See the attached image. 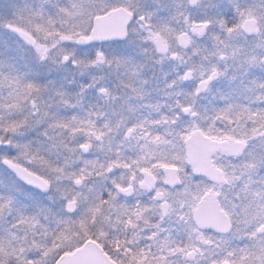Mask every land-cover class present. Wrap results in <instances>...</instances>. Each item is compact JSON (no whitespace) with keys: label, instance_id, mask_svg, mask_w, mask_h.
Wrapping results in <instances>:
<instances>
[{"label":"snow or ice","instance_id":"snow-or-ice-1","mask_svg":"<svg viewBox=\"0 0 264 264\" xmlns=\"http://www.w3.org/2000/svg\"><path fill=\"white\" fill-rule=\"evenodd\" d=\"M0 264H264V0H0Z\"/></svg>","mask_w":264,"mask_h":264}]
</instances>
